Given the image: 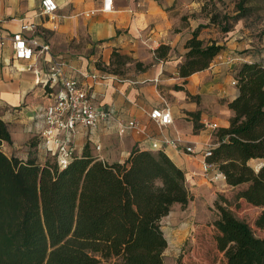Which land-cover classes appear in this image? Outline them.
<instances>
[{
    "label": "crops",
    "instance_id": "0c3cea01",
    "mask_svg": "<svg viewBox=\"0 0 264 264\" xmlns=\"http://www.w3.org/2000/svg\"><path fill=\"white\" fill-rule=\"evenodd\" d=\"M54 1L58 10L49 19L40 14L41 0H0V121L11 138L2 144V152L38 165L52 159V143L41 132L44 110L58 88L49 90L40 81L54 62H62L63 74L83 86L95 106L136 124L123 136L104 123L96 129L78 127L72 142L75 155L88 145L94 156L111 164L124 162L133 149L164 153L185 174L190 198L186 228L200 222L216 192L227 186L224 178L215 179L216 168L203 172L202 152L216 145L217 131L229 126L227 104L238 95L233 83L239 66L257 63L264 68V16L258 27L262 34L256 37L242 20L220 33L203 11L210 0ZM109 2L110 9L104 10ZM24 24L33 25L23 33L26 38L48 47L29 62L13 59L10 41ZM197 29L200 40L215 42L223 51L207 69L181 78L184 45ZM160 46L169 52L155 60ZM164 108L172 123L159 126L148 115ZM213 124L216 129L210 128ZM186 147H193L194 154H187ZM263 163L257 161L254 169Z\"/></svg>",
    "mask_w": 264,
    "mask_h": 264
},
{
    "label": "trees",
    "instance_id": "16d2710c",
    "mask_svg": "<svg viewBox=\"0 0 264 264\" xmlns=\"http://www.w3.org/2000/svg\"><path fill=\"white\" fill-rule=\"evenodd\" d=\"M256 1L264 0H238L231 13L209 12L208 5L203 11L226 34L240 20L248 28L246 20L255 12H262L257 16L261 24L264 7ZM199 29L185 42L181 78L207 69L223 51L215 42L200 40ZM168 52L169 47L160 46L155 60ZM236 86L238 95L227 104L229 126L217 131L206 159L228 188L216 192L213 241L224 264H264V237H256L231 208L244 201L258 209L254 225L264 229V163L258 170L249 166L250 161L264 162V68L240 65ZM10 142L0 121V264H165L167 241L160 222L173 205L186 207L190 198L184 172L164 153L133 149L124 162L109 164L85 145L81 155L74 154L59 169L54 158L44 165L8 158L1 146ZM117 226L122 227L119 235ZM106 234L118 249L115 263L101 262L81 246Z\"/></svg>",
    "mask_w": 264,
    "mask_h": 264
},
{
    "label": "built area",
    "instance_id": "2783aa9c",
    "mask_svg": "<svg viewBox=\"0 0 264 264\" xmlns=\"http://www.w3.org/2000/svg\"><path fill=\"white\" fill-rule=\"evenodd\" d=\"M110 3L108 7H104V10L110 9ZM40 7V14L49 19L53 18L58 10L54 0H41ZM31 29H33V25L24 24L21 26V33L11 36L14 60L29 62L35 55H40L48 50L47 46L39 44L35 38H26L23 35L24 32ZM2 45L3 42L0 41V46ZM62 68V62H54L40 81L42 86L49 90L58 88L53 94V101L44 110L45 128L41 132V137L51 141L53 148L48 149V152L54 158L59 169L66 168L71 157L75 154L72 142L78 133V127L96 129L100 123H104L109 130L113 129L117 136H123L128 130L136 129V124L133 121L123 122L112 111L95 106L87 90L72 78L66 77ZM99 78L104 79L105 76ZM233 85H236V82ZM148 116L159 126H167L172 123L168 108L152 110ZM210 128L216 129V125H210ZM214 147L215 145H209L202 152L204 173L210 169H215L206 163V159L211 156ZM152 148H156V144H153ZM98 149L96 147V150ZM185 152L194 154V149L193 147H186ZM217 178L224 177L217 171L215 179Z\"/></svg>",
    "mask_w": 264,
    "mask_h": 264
},
{
    "label": "rangeland",
    "instance_id": "374dc122",
    "mask_svg": "<svg viewBox=\"0 0 264 264\" xmlns=\"http://www.w3.org/2000/svg\"><path fill=\"white\" fill-rule=\"evenodd\" d=\"M238 0H210L207 5L209 12L231 13L235 3ZM258 7H264V1H256ZM262 12H255L247 18L246 24L251 33L259 37V21L257 16ZM120 64V63H118ZM114 71V69L112 70ZM257 161H250L249 166L256 168ZM228 189L227 186L220 191ZM233 190L229 189V195H233ZM189 204V203H188ZM189 207V205H188ZM178 204L172 206L168 216L160 222V228L163 231L167 241V247L162 257L165 264H224L221 253L215 249L213 235L214 229L211 223L215 220L217 212L212 208H207L203 212V218L200 222H194L192 227L187 229L185 226L188 220L189 210ZM233 213L242 221L249 224L256 237H264V229L256 228L254 225L255 218L259 210L251 207L244 201H236L231 205ZM122 230L121 226L114 228L115 234L119 235ZM107 234L99 239L84 240L81 246L98 258L101 262L115 263L118 260V249L111 245L106 239Z\"/></svg>",
    "mask_w": 264,
    "mask_h": 264
},
{
    "label": "water",
    "instance_id": "95a60500",
    "mask_svg": "<svg viewBox=\"0 0 264 264\" xmlns=\"http://www.w3.org/2000/svg\"><path fill=\"white\" fill-rule=\"evenodd\" d=\"M261 166H262V165H261ZM261 166H260V167H261ZM260 167H259V168H260ZM259 168H258V169H259Z\"/></svg>",
    "mask_w": 264,
    "mask_h": 264
}]
</instances>
